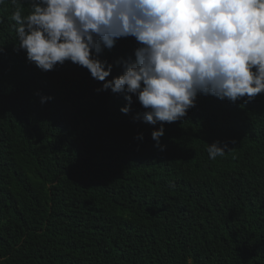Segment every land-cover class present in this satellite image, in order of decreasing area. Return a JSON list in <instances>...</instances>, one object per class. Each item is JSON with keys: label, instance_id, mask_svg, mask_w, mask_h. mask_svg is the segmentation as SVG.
Segmentation results:
<instances>
[{"label": "trees", "instance_id": "trees-1", "mask_svg": "<svg viewBox=\"0 0 264 264\" xmlns=\"http://www.w3.org/2000/svg\"><path fill=\"white\" fill-rule=\"evenodd\" d=\"M17 11L30 0L0 3V264H264V92L152 125L86 68L28 62ZM137 47L103 49L106 79Z\"/></svg>", "mask_w": 264, "mask_h": 264}, {"label": "clouds", "instance_id": "clouds-1", "mask_svg": "<svg viewBox=\"0 0 264 264\" xmlns=\"http://www.w3.org/2000/svg\"><path fill=\"white\" fill-rule=\"evenodd\" d=\"M30 7L12 16L27 61L41 71L65 61L86 68L102 82L98 91L124 94L122 113L135 96L143 122H176L199 94L235 103L264 92V0H30ZM127 37L137 41L135 60L108 80L112 65L98 57ZM163 135L160 123L151 138L161 151ZM226 147L211 143L209 157Z\"/></svg>", "mask_w": 264, "mask_h": 264}]
</instances>
